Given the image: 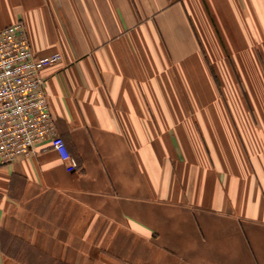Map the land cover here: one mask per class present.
<instances>
[{"label":"crops","instance_id":"crops-1","mask_svg":"<svg viewBox=\"0 0 264 264\" xmlns=\"http://www.w3.org/2000/svg\"><path fill=\"white\" fill-rule=\"evenodd\" d=\"M57 133L0 166V264H264V0H0Z\"/></svg>","mask_w":264,"mask_h":264},{"label":"built area","instance_id":"built-area-1","mask_svg":"<svg viewBox=\"0 0 264 264\" xmlns=\"http://www.w3.org/2000/svg\"><path fill=\"white\" fill-rule=\"evenodd\" d=\"M53 53L36 56L21 20L0 29V166L35 153L48 140L68 172L78 163L57 133L40 70L60 59Z\"/></svg>","mask_w":264,"mask_h":264}]
</instances>
